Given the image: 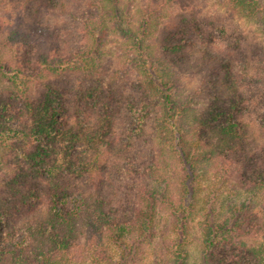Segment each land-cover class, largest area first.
Wrapping results in <instances>:
<instances>
[{
	"label": "trees",
	"instance_id": "obj_1",
	"mask_svg": "<svg viewBox=\"0 0 264 264\" xmlns=\"http://www.w3.org/2000/svg\"><path fill=\"white\" fill-rule=\"evenodd\" d=\"M209 1L264 50V0H0V264H141L162 213L153 264L198 213V264H264V56L195 41Z\"/></svg>",
	"mask_w": 264,
	"mask_h": 264
},
{
	"label": "rangeland",
	"instance_id": "obj_2",
	"mask_svg": "<svg viewBox=\"0 0 264 264\" xmlns=\"http://www.w3.org/2000/svg\"><path fill=\"white\" fill-rule=\"evenodd\" d=\"M203 14L201 17L202 26L204 27V34L201 35L193 34L195 41L205 42L209 41L210 36L216 38L215 46L217 50L224 56H227L233 59L235 62L243 63L246 62L250 57L254 60L263 59L264 50L261 44L259 43L256 35V30L252 24L249 22H243L234 16H230L228 11L223 9H218L214 4L210 1L206 6H203ZM240 33L246 34V38L240 42V44H236L235 42L237 38H239ZM244 96L248 99H251V95L249 94L248 87L244 89ZM254 103H247L243 107V115L241 116L244 120V123L247 125L250 132L255 134L257 138L262 139L264 141V131L260 128L264 125V103L261 106V110H259L260 106L256 101L252 99ZM125 125L129 130L132 131L134 135L135 128V119L132 113L125 109ZM138 132V131H137ZM125 135L122 136V142L124 140ZM169 217L164 213L161 214L160 222L158 225V237H156V242L149 243L147 248V256L146 259L141 264H153L156 262L157 249L159 245L163 241V230L164 227L168 223ZM203 220L202 214H197L192 219V228L190 231V235L187 237L190 241V261L191 264H198V248L201 242V222ZM171 236V233H169ZM157 264V263H156Z\"/></svg>",
	"mask_w": 264,
	"mask_h": 264
}]
</instances>
